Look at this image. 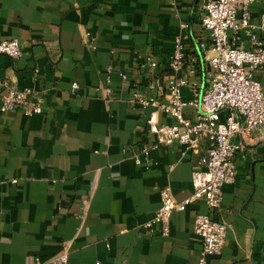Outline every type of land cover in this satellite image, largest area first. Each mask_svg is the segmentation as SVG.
Listing matches in <instances>:
<instances>
[{
	"label": "crops",
	"instance_id": "obj_1",
	"mask_svg": "<svg viewBox=\"0 0 264 264\" xmlns=\"http://www.w3.org/2000/svg\"><path fill=\"white\" fill-rule=\"evenodd\" d=\"M200 1L0 0V40L16 38L21 49L15 60L0 54V96L31 87L29 102L41 108L29 116L0 111V264H52L62 250L65 264H194L201 241L193 220L207 211L203 202L173 211L165 235L142 224L159 206V188L168 186L177 200L191 194V172L209 142L200 140L197 152L174 143L144 155L151 109L130 104L128 88L154 82L145 93L158 95L175 36L186 62L196 59L200 90L207 86L197 48L205 36ZM249 12L264 42V0ZM145 54L155 67H140ZM253 77L264 91V68ZM157 118L172 121L161 111ZM233 163L235 178L212 212L227 224L225 241L207 261L264 264V130Z\"/></svg>",
	"mask_w": 264,
	"mask_h": 264
},
{
	"label": "built area",
	"instance_id": "obj_2",
	"mask_svg": "<svg viewBox=\"0 0 264 264\" xmlns=\"http://www.w3.org/2000/svg\"><path fill=\"white\" fill-rule=\"evenodd\" d=\"M253 1H200L199 18L205 36L197 42V48L202 62L208 67L207 86L202 91L194 79L196 59L192 57L186 62L180 36L173 38L167 66L169 74L165 76L164 83L157 86L158 95L145 93L155 87L154 82L144 88H128L130 104L151 109L146 119V130L152 140L142 146L141 153L148 155L151 149L174 143L197 152L200 140L209 142L191 172V194L177 200L168 186L159 188V206L142 224L148 230L157 226L165 235L173 211H183L195 200L203 202L207 211L197 213L193 220V233L201 241L194 264H208L207 258L220 252L227 224L216 219L212 212L220 207L221 187L232 183L235 178L233 156L236 151L255 131L264 130V91L253 77L255 70L264 68V42L256 31L261 26L251 21L249 7ZM240 34L247 36L248 47L243 46ZM0 54L12 60L18 59L21 55L18 39L0 40ZM139 60L142 68L157 65L151 54L141 55ZM106 69L109 72L111 67ZM119 75L126 80V74ZM71 87L76 88L77 84L72 83ZM184 87L191 90V97L182 95ZM105 93L108 95L111 90L106 88ZM32 94L31 87L7 89L0 96V111L19 109L27 116L39 113V101L29 102ZM185 107H193L197 112L194 116H186ZM158 111L170 116L172 121L160 122ZM66 262V250L51 259L52 264Z\"/></svg>",
	"mask_w": 264,
	"mask_h": 264
}]
</instances>
